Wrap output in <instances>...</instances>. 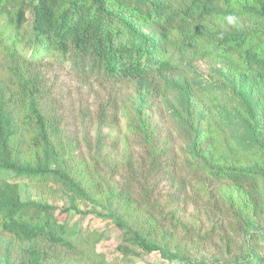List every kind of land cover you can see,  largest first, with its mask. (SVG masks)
Segmentation results:
<instances>
[{
  "label": "trees",
  "instance_id": "16d2710c",
  "mask_svg": "<svg viewBox=\"0 0 264 264\" xmlns=\"http://www.w3.org/2000/svg\"><path fill=\"white\" fill-rule=\"evenodd\" d=\"M213 19L224 26L204 29ZM198 41L210 44L215 58L237 73L232 89L240 100L237 109H219L222 126L229 132L219 126L221 142L202 123V108L186 106L175 113L192 133L186 150L191 157L188 166L195 169L193 178L229 186L231 191L225 201L217 200L218 207L212 204L213 213L242 239L241 252L210 264H264V0H0V49L15 81L7 103L17 105L5 108L21 114L30 148H50L51 139L59 134L60 118L53 106L47 115L40 106L46 94L41 75L46 60L84 77L132 82L143 93L138 101L141 115L146 98L161 91V84L168 87L160 82L163 77L181 72L189 60L208 56L207 50L197 47ZM132 130L140 134L147 153L158 149L151 153L153 166L158 158L166 159L142 121L132 124ZM229 138L246 155L228 161L221 149L233 150ZM9 144V134L1 132V173L43 177L41 165L32 170L26 163L16 164ZM49 174L78 189L66 174L58 170ZM130 189L116 194L128 207L137 202ZM71 212L82 215L73 207L0 199V236L14 244L9 250L11 264L97 263L98 231L76 228L66 219ZM115 225L123 235L120 249L135 246L174 259L149 233L118 221Z\"/></svg>",
  "mask_w": 264,
  "mask_h": 264
},
{
  "label": "rangeland",
  "instance_id": "374dc122",
  "mask_svg": "<svg viewBox=\"0 0 264 264\" xmlns=\"http://www.w3.org/2000/svg\"><path fill=\"white\" fill-rule=\"evenodd\" d=\"M220 26H224L221 20L213 19L203 28ZM197 47L207 50L209 57L189 60L181 72L163 77L160 82L168 87L161 84V91L146 98L141 115L138 101L143 93L132 82L114 84L84 77L46 60L41 69L46 94L40 106L45 115L53 106L60 123L51 147L41 150L29 147L21 114L5 108L17 106L7 103L15 81L0 49V133L9 134L10 157L16 164L26 163L32 170L41 165L44 172L43 177L0 172V199L58 209L73 207L81 212H71L66 219L76 228L98 231L95 264H210L239 256L242 239L213 213L216 206H212L216 203L218 207L217 200H226L230 187L193 178L195 169L188 166L191 157L186 150V138L192 133L182 118L175 116L182 107L202 108V123L221 142L222 129L229 132L222 126L225 122L219 109H237L240 103L232 89L237 73L215 58L207 42L198 41ZM141 121L167 156L158 158L156 166L150 158L158 149L152 147L147 153L140 134L132 130V124L138 126ZM231 139H235L229 138L233 150L221 149L228 161L246 155ZM55 170L66 174L78 189L49 174ZM127 188L137 201L130 207L116 197ZM117 221L149 233L174 259L158 252L147 254L135 246L120 249L124 243ZM231 224L234 226V220ZM230 234V252L226 253ZM12 246L0 236V264H11Z\"/></svg>",
  "mask_w": 264,
  "mask_h": 264
},
{
  "label": "clouds",
  "instance_id": "9594fccd",
  "mask_svg": "<svg viewBox=\"0 0 264 264\" xmlns=\"http://www.w3.org/2000/svg\"><path fill=\"white\" fill-rule=\"evenodd\" d=\"M233 18L232 17H229V20H232Z\"/></svg>",
  "mask_w": 264,
  "mask_h": 264
}]
</instances>
